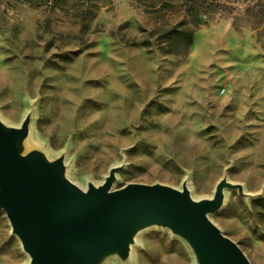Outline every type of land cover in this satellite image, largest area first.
I'll return each instance as SVG.
<instances>
[{
    "label": "rangeland",
    "instance_id": "obj_1",
    "mask_svg": "<svg viewBox=\"0 0 264 264\" xmlns=\"http://www.w3.org/2000/svg\"><path fill=\"white\" fill-rule=\"evenodd\" d=\"M28 117L17 156L61 166L82 193L113 167L112 190L196 202L224 182L208 218L264 264V0H0L1 130ZM142 229L134 264L196 263L182 236ZM0 264H32L3 210Z\"/></svg>",
    "mask_w": 264,
    "mask_h": 264
},
{
    "label": "water",
    "instance_id": "obj_2",
    "mask_svg": "<svg viewBox=\"0 0 264 264\" xmlns=\"http://www.w3.org/2000/svg\"><path fill=\"white\" fill-rule=\"evenodd\" d=\"M24 134L0 127V210L32 264L85 263L93 252L118 244L126 250L133 230L150 225L185 238L206 264H250L208 218L222 205L224 182L213 199L196 202L159 184L112 190L113 169L100 186L82 193L50 180L59 165L17 156L13 143Z\"/></svg>",
    "mask_w": 264,
    "mask_h": 264
},
{
    "label": "bare ground",
    "instance_id": "obj_3",
    "mask_svg": "<svg viewBox=\"0 0 264 264\" xmlns=\"http://www.w3.org/2000/svg\"><path fill=\"white\" fill-rule=\"evenodd\" d=\"M31 127H32V122L31 119L28 117L27 121H26V125H25V136L21 139L16 140L13 143V147H18L19 145H21L24 150H27L26 147V142L29 140L30 136H31ZM113 168H111V170H113ZM110 170V172H111ZM109 172V173H110ZM109 173L103 178L102 182L98 185L100 186L103 181L106 179V177L109 175ZM50 180L52 182L55 183H65L66 182V177L64 172L62 171L61 166L57 167L55 169V171L53 172V174L50 176ZM150 227V226H149ZM144 229V228H143ZM142 228H136L133 230V234H132V238H131V242H129V244L127 245L126 250H121L119 247L118 248H112L111 250L109 249L108 252L101 257H97L91 264H134L135 261V257L138 256V250L136 251L135 248V243L137 242L138 239V235L139 233H141V231L143 230ZM191 250L194 253V259H196L197 261H199V257L196 253V251L191 247ZM149 256H145V257H141L142 258V263H144V260H146L147 264H153L156 261V257H150ZM196 261L195 264H198ZM78 264H83L82 262L78 263Z\"/></svg>",
    "mask_w": 264,
    "mask_h": 264
}]
</instances>
